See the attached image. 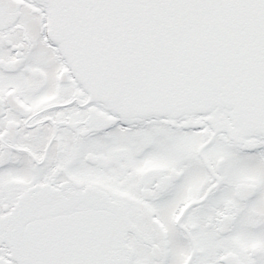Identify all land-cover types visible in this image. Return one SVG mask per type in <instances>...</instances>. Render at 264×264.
<instances>
[{"label": "snow or ice", "instance_id": "1", "mask_svg": "<svg viewBox=\"0 0 264 264\" xmlns=\"http://www.w3.org/2000/svg\"><path fill=\"white\" fill-rule=\"evenodd\" d=\"M0 264H264V0H0Z\"/></svg>", "mask_w": 264, "mask_h": 264}]
</instances>
